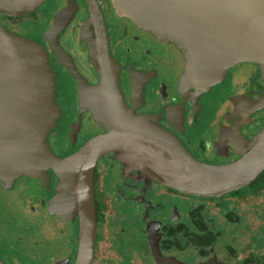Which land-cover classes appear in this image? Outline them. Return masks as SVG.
I'll use <instances>...</instances> for the list:
<instances>
[{
    "label": "flooded vegetation",
    "instance_id": "af4514ba",
    "mask_svg": "<svg viewBox=\"0 0 264 264\" xmlns=\"http://www.w3.org/2000/svg\"><path fill=\"white\" fill-rule=\"evenodd\" d=\"M70 1L73 8L70 5L69 11L72 9V12L69 18L65 15L68 20L62 33H57V36L60 34L58 38L48 39L42 31L55 25L54 19L58 14V21L64 17L60 12L67 7V0H53L50 3L45 0L31 13L18 17L0 12V27L20 36L23 42L36 43L45 51H48L51 41L58 44L69 54L74 70L89 86H95L98 76L86 63L88 46L81 37L87 9L82 0ZM96 3L100 4L97 0ZM108 9L110 20L103 16L102 20L110 56L118 63L119 88L126 107L137 115L150 117L151 125L174 136L188 154L200 162L222 165L240 158L264 124V65L254 59L238 58L235 53L224 52L222 55L223 50L216 45L202 44L195 61L191 63L192 67L199 70H196L198 77L210 73L215 77L213 84L201 90L188 78L190 63L184 48L182 50L176 43L161 39L129 17L115 15L110 6ZM39 13L42 17H38ZM29 25H32L31 28ZM188 48L189 45L186 46L187 51ZM196 58L203 62L201 67ZM53 59L50 60L52 68L56 65ZM59 70L54 72L55 79H59ZM65 72L56 81L55 92L61 117L46 137L51 151L58 157L76 152L88 140L108 130V127L95 123L88 112L79 110L77 87L71 90L73 83ZM64 104L67 109L62 108ZM157 143L162 144L159 140ZM134 146L142 155H152L140 144L135 143ZM113 152L116 151L102 155L92 170L95 228L92 251L86 264H132V258L135 259L133 264L260 263V256L264 255V241L260 243L263 248L260 244L253 247L239 244L247 237L251 238L252 220L243 218L242 211L235 210L234 206L238 204L241 208L252 210L259 206V220L264 221V170L249 185L238 190L218 197H195L176 192L159 182L161 179L151 172L155 179L146 176L145 183L141 178L133 182V176L138 171L131 168L124 171L121 162L115 161L113 156L105 157ZM42 172L43 179L33 175L29 179L21 174L12 179L6 178V182L0 178L2 199L6 198L4 193L10 191L16 192L18 199L32 194L35 203L44 211L0 214V258L6 264H19L10 255L27 251L26 247L15 250L9 245L19 242L20 246V243L34 240L39 242L37 250L29 253L31 264L76 262L78 218L75 212L68 213V218L48 213L46 205L54 194L55 181L50 172ZM126 179H130L131 189L136 190L135 196L127 200L133 207L132 215L135 217L130 220L132 237L128 241L129 247H120L116 244L123 240L124 232L108 233L102 238L97 235V225L101 219L102 205L112 207L114 202L125 198V188L129 187ZM98 188L102 191V197L97 194ZM144 195L152 198L151 206L142 202ZM251 199H255L259 205L249 204ZM125 204L128 206V203ZM245 216L249 217V214ZM250 217H253L251 213ZM42 226L51 229L45 230L41 238L39 232ZM123 230L126 229L123 227ZM229 230L233 234L227 236ZM260 235L264 237V233ZM5 237L13 241L6 242ZM99 240L103 253L97 251ZM224 240L226 243L220 245ZM119 244L123 245V242ZM250 250L256 255H242ZM184 251L190 252L191 257L177 259L176 254ZM78 263L81 264V255ZM22 264L27 263L23 261Z\"/></svg>",
    "mask_w": 264,
    "mask_h": 264
},
{
    "label": "water",
    "instance_id": "95a60500",
    "mask_svg": "<svg viewBox=\"0 0 264 264\" xmlns=\"http://www.w3.org/2000/svg\"><path fill=\"white\" fill-rule=\"evenodd\" d=\"M44 1L0 0V12L18 17L31 13ZM82 1L88 19L81 37L87 43L88 60L94 65L98 83L89 86L71 64L67 68L78 83L81 108L108 130L65 158L55 156L45 141L56 112L52 107L53 91L39 60L24 42L0 30V147L4 144L13 147L18 139L22 140L25 145L19 152L29 161L59 174L73 192L79 231L75 264H79L80 255L81 264L88 263L92 251L95 218L91 176L96 161L108 152H124L144 164L160 181L182 193L200 197H218L243 188L264 170V125L240 158L210 165L194 159L174 136L151 125L150 117L135 115L128 109L108 50L101 11L96 0ZM125 2L128 14L137 24L161 39L176 43L187 53V45L197 55L205 44L216 45L223 51L239 50L244 55L264 54V0ZM58 28L57 21L53 29L57 32ZM196 70H192L190 78H198ZM135 143L153 153L154 158L142 155ZM8 160L7 153L0 148V174L12 179L15 169ZM33 168L34 177L43 173L39 167Z\"/></svg>",
    "mask_w": 264,
    "mask_h": 264
},
{
    "label": "rangeland",
    "instance_id": "374dc122",
    "mask_svg": "<svg viewBox=\"0 0 264 264\" xmlns=\"http://www.w3.org/2000/svg\"><path fill=\"white\" fill-rule=\"evenodd\" d=\"M52 1L53 0H48V3L52 2ZM67 1H68L67 7H64L62 9V11L60 12V13L64 14L63 15L64 17H60V19L58 21L57 16L59 15L58 14L59 12H56L58 15L56 13L54 14V15H57L56 18L54 19V21L55 22L58 21V26H59V28L57 29V32L53 29V27L51 29H49V27H48L43 31L41 30L42 33L45 34L46 38L55 39L57 36V33H60V34L62 33L63 28L66 25V22H67L68 18L71 15V12H72V9H71V11H69V6L71 5L70 7L73 8V3L70 0H67ZM97 1L100 2L98 7L101 11L102 16L107 18V20H110V11L108 9L109 6L113 10L115 15L122 16V17H129L130 19H132V17L130 16V14H128V11L126 9L125 0H122L121 2L119 0H97ZM67 8H68V12H67ZM65 15H67L68 18L66 17V19H65ZM39 16L42 17L41 13L38 14V17ZM85 17H86L85 20H87L88 19L87 12L85 13ZM30 26H32V25H29V28H31ZM0 30L2 32L6 33L7 35L15 37L19 40L22 39L20 36H18L16 34L4 31L3 28H1V27H0ZM60 34H58V36H60ZM58 36H57V38H58ZM25 44L32 50V52L34 53L36 58L39 60L41 66L44 70V73L46 75L49 89L53 91V105H52V107H53V111L55 110L56 115L54 117H52L53 120H52L51 124L48 125V132L46 134V137L49 134V132L56 127V123L59 120V118L61 117V110L59 109L60 106H58L55 102V92H56V84H57L56 81H58L60 78H62L65 71H66L65 72L66 75L70 78V81H72L71 83H73L71 90H74L75 86L77 87L76 100L78 97L77 103L79 106V110L88 112L90 117L92 118V120L95 123H97L88 110H84L81 108V104L79 102V94H78V91H79L78 83H77L76 79L69 73L68 68H67V66H68L67 64H71L73 69H75V66L72 64L71 59L69 58V54L66 52V50H64L63 48H60V46L58 44H55L53 41H51V43L49 44V49H48L49 52L45 51L41 46L37 45L34 42H31V41L25 42ZM61 55H64V57H67L68 59H65ZM53 58L56 60V65H54V67L52 68L50 60ZM85 58H86L85 59L86 63H88L92 67L93 73L97 76L94 65L90 64V62L88 60V47L86 48ZM111 58L114 61L116 74L118 76V70H119L118 63L116 62V60L112 56H111ZM56 69H60L58 72L59 79H55V73L54 72L56 71ZM80 77L82 78V76H80ZM211 84H213V83L206 85V87L203 89L205 90ZM118 85H119V81H118ZM203 89H201V90H203ZM71 101H73V99H71ZM73 103H74V101H73ZM73 103H71V106L75 108V105ZM62 108H66L65 104L63 105ZM64 112H65V110H64ZM48 115L51 116V113H48ZM135 115H137V114H135ZM138 116H141V115H138ZM100 126L103 127V125H100ZM45 141L47 142V140H45ZM24 145L25 144L23 143V141L18 139L13 147H11L8 144H4L0 148H3L5 150V152L7 153L8 158L10 159V160H8V163L11 166V168L15 169V176H18L21 174V176H24V177H27L30 179L33 177L32 176L33 175L32 173L34 170L33 167H37V168L39 167L40 170H42L44 172H46V171L50 172L53 175V178L55 181L54 194L48 200L49 203H47V205H46L47 211H48V213L55 214L59 217L61 216L62 218H68L67 217L68 213L73 214V212H74L73 192L61 181L59 174L52 171L51 169L45 168V167H43L37 163L29 161L24 155H22L21 152H19V151H20V147H22ZM71 154H73V153H71ZM71 154H69V155H71ZM69 155H67V156H69ZM67 156H64V157H58L57 156V157L58 158H65ZM108 156H113L115 161L121 162V164L123 165L122 169L124 171H128V168H131L132 170L136 169L138 171L137 175L134 174V176H133V178H134L133 182H135V181L139 180V178H141L142 181L145 183L146 182L145 181L146 176H148L149 178L152 177L155 179V176L151 175L149 170L145 168L144 164H141L140 161H138L137 159L133 158L132 156H130L124 152H113V153H109V154L105 155V157H108ZM0 178L3 179L4 182L7 181L6 176H4L2 174H0ZM126 181H127V185L129 187L125 188V192H126L125 198H123V199L120 198L119 200L114 202L112 204V207H111V205H108V206L102 205L100 208L101 219L99 221V224L97 225V235L98 236L100 235L102 238H103V236L107 235L108 233L122 234V232H124L125 236H123V240L120 242H119V239L117 240L119 243L123 242V245H121L119 243L116 244V245H120V247H122V246L129 247L128 241H130L131 237H132V229H131L132 223H130V220H132L135 217L132 215L133 207L129 205V202H127V200H129L130 197L135 196L136 190L131 189L132 184H130V179H126ZM157 181H159V179ZM159 182L167 185L165 182H162V181H159ZM167 186H169V185H167ZM169 187H171V186H169ZM171 188L180 194L195 196V195L182 193L173 187H171ZM96 191L98 192L97 193L98 196L102 197L101 189L98 188V190H96ZM144 192H145V190H144ZM4 194L6 197L5 199H2V196L0 195V199H1L0 214H9V215H11V214L17 215V214H21V213L22 214H35L37 210L38 211H39V209L42 210V208L38 205V203H35V199L33 198L32 194L28 195L27 197H24L23 199H18L16 197V192H14V191H10V192L4 193ZM195 197H199V196H195ZM137 202H139V200ZM142 202L143 203L147 202L148 205L151 206V204L153 203V200L150 196L148 197L146 195L142 199ZM125 203H128V206H126ZM249 204L259 205L255 199H251ZM30 207H32V211L30 210ZM234 209L238 210V211L241 210L242 214L244 215L243 218L252 220V226H251L252 232H250L251 238L249 239V237H247L246 239L240 241L239 244L242 246L250 245L251 247H253V246H259L260 243H263L264 237H261L260 233H264L263 232L264 221L259 220V217H260L259 206L257 208H255L254 210H252L251 208H246V207L241 208L237 204L234 206ZM43 212L44 211L42 210L41 213H43ZM246 213L249 214V217L245 216ZM250 213H251V215H253V217H250ZM123 227L126 230H123ZM50 229L51 228L49 226L40 227L39 236L42 238V236L45 235V233H46L45 230L48 231ZM231 234H233V233L230 232V230L228 232H226L227 236H229ZM4 239L6 242L13 241L12 239H9L8 237H5ZM38 242H39V240H36V241L34 240V241H26L24 244L20 243V246H18L19 242H18V244L15 243L13 245H9L10 247L14 248L15 250H17L20 247H26L27 248L26 249L27 251L24 254L10 255V256L15 257L16 260L19 262V264H22L23 261H25V263H27V264H31L29 261L31 255H29V253H32L33 250H37L36 246L38 245ZM224 243H226V240H224L223 243H220V245H222ZM23 245H26V246H23ZM260 247L263 248V245L260 244ZM28 248H33V249H28ZM97 251L103 253V247H102V243H100V240H99V243L97 245ZM250 251H249V253H243L242 255L243 256H249V255L254 256V255H256L255 253L252 252V250H250ZM189 256L191 257V253L186 252V251L176 254L177 259L183 258V257H189ZM5 257H7V255H5ZM111 260H113V259H111ZM0 262L2 264H6L1 258H0ZM134 262H135V259L132 258L130 263L133 264ZM121 264H122V262H121ZM138 264H140V263H138ZM141 264H146V263H141ZM259 264H264V255L260 256V263Z\"/></svg>",
    "mask_w": 264,
    "mask_h": 264
},
{
    "label": "crops",
    "instance_id": "0c3cea01",
    "mask_svg": "<svg viewBox=\"0 0 264 264\" xmlns=\"http://www.w3.org/2000/svg\"><path fill=\"white\" fill-rule=\"evenodd\" d=\"M224 52L229 53V54L235 53L236 54V57L242 58V59H254L256 61L261 62L264 65V54H262V55H256V54L253 53V54H249V55H244V53L243 52H240L239 50H238V52H235L234 50H231V51L224 50L223 53H222V55L224 54ZM221 56H220V59L222 60ZM187 57H188L189 63H190V65H189V67L187 69V75L189 73L188 78L191 81V83L194 84L195 86L199 87L200 89H203L204 87H206V85H208L210 83H213V79H214L215 76H212L211 73L208 74V75H204V76L198 77L196 79L195 78H190L191 75H192V70H194V67H192V64L191 63L193 61H195V57H197V55H195V53L191 49V47H189V52H188ZM198 60H199V58H196V61H198ZM202 65H203L202 63H198V66L199 67H201ZM192 80H195V81H192Z\"/></svg>",
    "mask_w": 264,
    "mask_h": 264
},
{
    "label": "bare ground",
    "instance_id": "6f19581e",
    "mask_svg": "<svg viewBox=\"0 0 264 264\" xmlns=\"http://www.w3.org/2000/svg\"><path fill=\"white\" fill-rule=\"evenodd\" d=\"M162 145V144H161ZM150 152V151H149ZM148 153V152H147ZM153 154V153H152ZM147 158H149L150 160H152V158H154V157H152V155L151 156H149V157H147ZM154 160V159H153ZM40 176H42L41 174H40Z\"/></svg>",
    "mask_w": 264,
    "mask_h": 264
}]
</instances>
